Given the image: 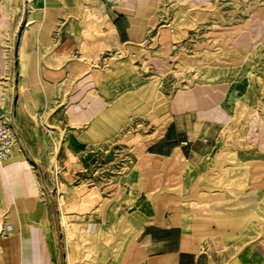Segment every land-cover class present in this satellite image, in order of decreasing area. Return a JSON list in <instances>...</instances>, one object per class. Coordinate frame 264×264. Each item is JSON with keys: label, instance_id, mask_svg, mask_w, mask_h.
Listing matches in <instances>:
<instances>
[{"label": "crops", "instance_id": "0c3cea01", "mask_svg": "<svg viewBox=\"0 0 264 264\" xmlns=\"http://www.w3.org/2000/svg\"><path fill=\"white\" fill-rule=\"evenodd\" d=\"M19 2L0 0V42L10 41L15 50L17 73L18 59L35 57L36 72L50 87L61 79L62 59L70 53L71 42L79 41L77 36L58 34L64 24L97 21L104 25L99 42L140 44L159 4V0H31L22 4L19 17ZM30 43L33 50L26 49ZM2 63L0 53V71ZM187 67L195 77L170 96L167 113L146 141L143 159L127 169L125 178L118 177L112 194L98 208L105 217L113 201L136 206L141 223L134 227V240L123 245L109 242L114 231L103 222L98 230L87 228V249L99 241L116 246L119 252L111 264H264V145H217L222 120L210 114L214 109L229 116L239 113L248 83L239 77L240 67L213 64L208 56L187 61ZM32 72L24 67V73ZM99 85L101 99L110 104L118 92L137 87L139 80L129 64L120 61L104 72ZM13 90L16 95L23 91L20 86ZM12 99L16 109L10 119L18 137L13 123L18 100ZM79 140L64 141L66 155L84 152L89 142ZM22 152L15 147L11 159L0 165V204L6 205L0 206V213L5 207L11 220L5 235L0 223V264H61L49 206L20 161ZM154 160L163 163L164 170L178 164L177 204L166 196L164 215L159 212L161 194L154 196L148 189ZM90 203L91 199L85 201L86 206Z\"/></svg>", "mask_w": 264, "mask_h": 264}, {"label": "rangeland", "instance_id": "374dc122", "mask_svg": "<svg viewBox=\"0 0 264 264\" xmlns=\"http://www.w3.org/2000/svg\"><path fill=\"white\" fill-rule=\"evenodd\" d=\"M22 4L20 0L16 8L19 17ZM103 26L97 21L62 26L58 33L62 38L77 36L79 41L71 42L70 53L62 59L61 79L51 87L36 72L35 57L18 59L17 73L15 50L10 41L0 42V109L4 115L14 116L12 96H16L18 110L13 123L18 137L13 155L19 146L24 155L19 159L35 178L37 192L49 206L61 264L67 259L70 264L115 262L119 252L116 246L106 247L99 241L87 249V228L98 230L103 222L114 231L109 242L123 245L134 240V227L141 223L134 213L136 206L113 201L105 217L98 208L102 199L112 194L118 177L125 178L130 172L127 169L143 159V150L149 145L146 141L167 113L170 96L187 79L195 77L187 61L208 56L213 64L240 67L239 77H244L248 86L239 113L229 116L217 109L210 111L222 120L216 144L264 145V0H159L140 44L101 43L97 39ZM30 45L27 50L34 49ZM120 61L129 64L139 85L118 92L106 104L101 99L99 82L104 72ZM24 67L33 72L24 73ZM14 86L23 91L16 95ZM79 138L89 142L84 152L76 157L75 153L66 155L64 141ZM153 163V184L148 189L154 196L161 194L159 212L164 215L166 196L172 198L170 203L177 204L178 164H169L164 170L163 163ZM84 196L92 204L80 202ZM59 197L65 208L76 206L67 211L65 226L58 220ZM7 217L4 207L0 213L4 235L11 224ZM87 251L89 255L84 256Z\"/></svg>", "mask_w": 264, "mask_h": 264}, {"label": "built area", "instance_id": "2783aa9c", "mask_svg": "<svg viewBox=\"0 0 264 264\" xmlns=\"http://www.w3.org/2000/svg\"><path fill=\"white\" fill-rule=\"evenodd\" d=\"M16 137L10 117L4 115L0 109V165L11 159Z\"/></svg>", "mask_w": 264, "mask_h": 264}, {"label": "bare ground", "instance_id": "6f19581e", "mask_svg": "<svg viewBox=\"0 0 264 264\" xmlns=\"http://www.w3.org/2000/svg\"><path fill=\"white\" fill-rule=\"evenodd\" d=\"M27 2V3H26ZM31 2V0H23V4H24V7L27 5V4H29ZM19 30H20V27H18V29H17V33L19 32ZM15 91V90H14ZM11 109L13 110V109H15V106H11ZM13 118H11V120H12ZM16 144V140H15V142H14V145ZM87 200V198L84 196L82 199H81V201L80 202H85ZM58 204H59V209H60V212H59V215H58V220H59V222L62 224V225H64L65 226V221H66V217H67V211L70 209V210H74V209H76L75 207L76 206H74V205H70L69 206V208L67 209V208H65V206L63 205V203H62V198L61 197H59L58 198ZM76 204V203H75ZM1 227V226H0Z\"/></svg>", "mask_w": 264, "mask_h": 264}]
</instances>
